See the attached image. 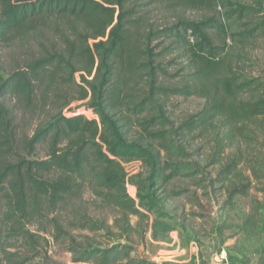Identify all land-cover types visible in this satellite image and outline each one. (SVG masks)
I'll return each mask as SVG.
<instances>
[{"label": "trees", "instance_id": "obj_1", "mask_svg": "<svg viewBox=\"0 0 264 264\" xmlns=\"http://www.w3.org/2000/svg\"><path fill=\"white\" fill-rule=\"evenodd\" d=\"M154 6L177 12L173 23L148 22L145 12ZM44 29L54 41L39 40ZM28 34L37 47L27 43L23 60L0 76V248L41 214L69 207L87 185L96 200L122 214L118 239L126 238L70 243L71 262L157 264L137 254L128 217L153 214L152 240L174 231L162 204L186 191L165 189L172 180L222 191V208L251 190L264 192V65L255 67L249 56L264 41V0H0V44ZM173 69L180 75H170ZM72 88L75 101H85L74 109ZM171 97H196L203 106L174 127ZM39 102L55 113L18 146L17 115ZM133 126L138 138L130 137ZM194 136L209 147L204 165L190 159L196 150L173 141ZM40 145L46 154L38 159ZM130 161L147 169L145 177L127 181L134 198L121 166ZM75 227L96 226L83 216ZM34 244L28 250L38 256ZM8 256L13 264L30 260Z\"/></svg>", "mask_w": 264, "mask_h": 264}, {"label": "rangeland", "instance_id": "obj_2", "mask_svg": "<svg viewBox=\"0 0 264 264\" xmlns=\"http://www.w3.org/2000/svg\"><path fill=\"white\" fill-rule=\"evenodd\" d=\"M176 13L162 6H154L146 10L145 18L156 27H162L168 23H173ZM38 36L42 37L39 40L44 42L55 40L45 29ZM33 38L34 34H28L14 41V43L0 44V76L2 78H5L23 60V53L26 52L24 46L26 47L27 43L30 42L32 46L37 47L36 42H32ZM249 56L252 65L255 67L263 66L264 41L257 42L249 50ZM177 63L180 66L183 65L181 61ZM168 73L170 75H180V72H176V69L170 70ZM174 77L172 76L169 79L172 83L177 81V78ZM76 78V81H78V75H76ZM67 92L68 100L74 101L70 104V109L85 103V101H75V88L67 89ZM202 106L203 101L196 97L187 99L181 97L169 98L167 112L171 125L176 127L186 117L198 112ZM67 110L64 108L62 111L66 114L68 113ZM53 113H55V106L43 102H39V106L29 113L19 112L16 126L18 146L29 138ZM84 116L89 119L93 114L87 112L84 113ZM139 134L138 127L133 126L130 137L138 138ZM196 137L194 136L193 139L188 140L175 137L173 141L175 145L182 148L196 150L197 152L190 159L204 165L209 147L206 146L203 138ZM45 154L46 146H38L35 157L41 159L44 158ZM29 158L32 159L33 157L30 156ZM122 167L128 177L138 175L145 177L147 174V169L142 163L141 165L122 163ZM216 171L217 168L210 171L211 177H214ZM129 179L128 181H130ZM165 189L168 191H178L180 189L186 191L181 196L168 199L162 204V209L172 219L170 225L174 227L173 232L177 234L180 244L182 242H196L207 247L216 246L217 249L218 243L222 244L228 240L230 246H226L225 249H230L235 256L241 257L248 264H264V192L251 190L247 197H237L229 206L222 208L226 200L222 191L197 190L186 178L179 177L172 180ZM125 190L131 198L135 197L136 191L130 182L126 183ZM159 195L165 197L164 193L160 194L158 192L156 196ZM195 198L197 199L196 202L194 201ZM195 215H200V217ZM83 216L94 223L96 227L93 230H81L75 227ZM153 219V214H147V218L141 220L136 216L128 217L130 227L134 228V231L130 232V239L137 248V254L148 260L158 258L156 253L162 249V245L170 244L172 241L169 235L152 240L150 225ZM248 221L250 225H245ZM221 225L222 228L218 232L217 228ZM123 228H125V224L122 221V214L117 209L105 206L96 200L91 189L85 185L80 198L73 201L69 207L59 209L51 214H41L25 225L19 237L6 242L0 248V264H13L7 260L10 258L8 254L29 258L30 260L26 264H73L71 253L68 250L70 243L105 245L109 241L119 240L124 242L126 237L123 234L122 238L118 239ZM59 230L64 233L63 236L58 233ZM31 242L35 243L34 246L38 250V256L28 250V245ZM16 263H20V261L18 260Z\"/></svg>", "mask_w": 264, "mask_h": 264}, {"label": "crops", "instance_id": "obj_3", "mask_svg": "<svg viewBox=\"0 0 264 264\" xmlns=\"http://www.w3.org/2000/svg\"><path fill=\"white\" fill-rule=\"evenodd\" d=\"M170 244H161L163 247L156 254L158 258L149 259L157 264H248L241 257L235 256L225 247L230 241L218 243V248L203 246L199 243L189 242L180 244L177 234L170 232Z\"/></svg>", "mask_w": 264, "mask_h": 264}, {"label": "built area", "instance_id": "obj_4", "mask_svg": "<svg viewBox=\"0 0 264 264\" xmlns=\"http://www.w3.org/2000/svg\"><path fill=\"white\" fill-rule=\"evenodd\" d=\"M122 163H125V164H134V163H137V164H140V165H141V162H140V161L121 162V166H122ZM124 172H125V171H124ZM130 175H133V174H130ZM130 175H129V176H130ZM129 178H131V177H128V176L126 175V183H127V181H128Z\"/></svg>", "mask_w": 264, "mask_h": 264}]
</instances>
